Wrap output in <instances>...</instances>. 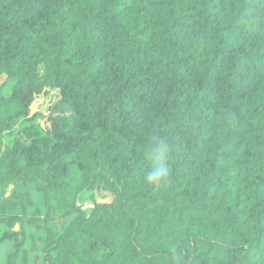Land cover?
Listing matches in <instances>:
<instances>
[{
    "label": "trees",
    "instance_id": "16d2710c",
    "mask_svg": "<svg viewBox=\"0 0 264 264\" xmlns=\"http://www.w3.org/2000/svg\"><path fill=\"white\" fill-rule=\"evenodd\" d=\"M1 79L0 244L26 220L42 264H264V0H0Z\"/></svg>",
    "mask_w": 264,
    "mask_h": 264
},
{
    "label": "rangeland",
    "instance_id": "374dc122",
    "mask_svg": "<svg viewBox=\"0 0 264 264\" xmlns=\"http://www.w3.org/2000/svg\"><path fill=\"white\" fill-rule=\"evenodd\" d=\"M2 79L0 80L1 83ZM11 83H8L3 89V94L5 97L9 96ZM50 100L47 96L38 97L32 107L31 113L40 111L43 114L46 113L47 103ZM44 124V120H41ZM13 191H26L31 199L32 205L28 207V213L31 215L34 211H38L42 216L47 212V205L43 201L42 194L35 190L34 184H27L25 187L18 184L17 186H9L3 191V197L11 194ZM97 199L100 201L107 200L104 195H97ZM55 212V220L49 223L54 229L60 228L63 224H66L71 219L70 217L61 216L62 212L56 205H52ZM14 231L18 232L17 239L6 240L0 244V264H6L7 255L14 250V245L16 242L21 241L19 252L15 257V264H42L41 256V238L42 232L35 227L29 225L25 222L22 228L16 226ZM22 253L24 254V259L22 258Z\"/></svg>",
    "mask_w": 264,
    "mask_h": 264
},
{
    "label": "crops",
    "instance_id": "0c3cea01",
    "mask_svg": "<svg viewBox=\"0 0 264 264\" xmlns=\"http://www.w3.org/2000/svg\"><path fill=\"white\" fill-rule=\"evenodd\" d=\"M8 187H9V186H8ZM8 187H7V188H8Z\"/></svg>",
    "mask_w": 264,
    "mask_h": 264
}]
</instances>
